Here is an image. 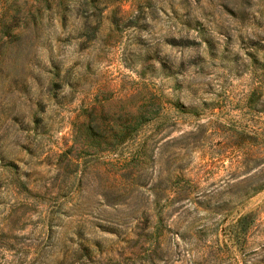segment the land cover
<instances>
[{"label":"rangeland","instance_id":"rangeland-1","mask_svg":"<svg viewBox=\"0 0 264 264\" xmlns=\"http://www.w3.org/2000/svg\"><path fill=\"white\" fill-rule=\"evenodd\" d=\"M0 264H264V0H0Z\"/></svg>","mask_w":264,"mask_h":264},{"label":"trees","instance_id":"trees-1","mask_svg":"<svg viewBox=\"0 0 264 264\" xmlns=\"http://www.w3.org/2000/svg\"><path fill=\"white\" fill-rule=\"evenodd\" d=\"M137 124L141 126L143 124V121L139 120L137 121ZM123 127V126H122ZM89 131L91 130V127H87ZM128 139L125 136H114V137H100L96 138L90 135L88 132H85L84 135H82L81 139L79 140L80 145L86 148H93L100 144H103L104 150L108 152H115L118 147H121V144ZM78 141V140H77Z\"/></svg>","mask_w":264,"mask_h":264}]
</instances>
